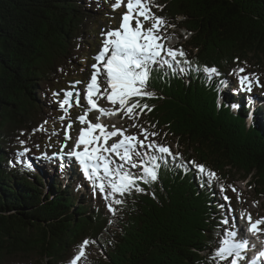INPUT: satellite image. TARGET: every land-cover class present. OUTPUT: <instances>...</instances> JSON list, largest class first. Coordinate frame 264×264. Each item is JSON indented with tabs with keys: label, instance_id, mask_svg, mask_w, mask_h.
<instances>
[{
	"label": "trees",
	"instance_id": "trees-1",
	"mask_svg": "<svg viewBox=\"0 0 264 264\" xmlns=\"http://www.w3.org/2000/svg\"><path fill=\"white\" fill-rule=\"evenodd\" d=\"M155 4L163 5L151 8L167 21L163 29L174 25L192 33L186 43L173 46L186 52L192 67L181 73L175 65H153L148 90L155 97L140 101L152 112L145 110L135 122L174 139L181 148L173 153L204 164L219 179L209 186L194 167H176L169 158L167 164L161 161L158 180L140 183L145 191L125 196L115 215L91 184L85 183L79 197L81 177L64 185L55 175L46 187L33 163L39 162V146L53 127V93L76 64L86 65L93 18L102 15L103 5L109 11L112 5L98 0H0V264H40L43 259L70 264L85 239L90 241L87 247L93 243L96 256L90 257L86 247L78 264H217L210 258L227 229L221 219L232 207L220 185L230 197L228 185L237 189L239 174L264 198V122L257 113L247 119L248 101L233 109L238 91L231 83L238 81L231 74L237 67L264 78V0ZM204 65L215 66L220 75L208 80ZM224 83L231 85L230 92L222 93ZM260 89L253 93L264 92ZM258 109L264 112V104ZM133 122L129 119L127 127ZM132 130L139 133L140 128ZM156 140L160 142L159 136ZM25 147L29 151L19 155Z\"/></svg>",
	"mask_w": 264,
	"mask_h": 264
},
{
	"label": "snow or ice",
	"instance_id": "snow-or-ice-1",
	"mask_svg": "<svg viewBox=\"0 0 264 264\" xmlns=\"http://www.w3.org/2000/svg\"><path fill=\"white\" fill-rule=\"evenodd\" d=\"M124 4V0H115L112 5L113 10ZM126 12L122 14L121 23L117 29H108L102 31V47L98 50L93 59L97 62L92 64V73L90 82L86 85V101L89 106L84 110V114L77 117L81 125L79 135L75 140L73 147L65 152L67 142L72 139L69 131L72 129V121L69 120L67 128L64 131L65 143L54 156L63 160L64 156L74 158L80 165L86 179L93 186L94 191L99 190L105 201H108L107 207L113 215L125 203L124 197L135 193H143L145 189L140 186L143 184H152L158 180V171L161 167V161L167 164L171 158L175 166L186 168L194 167L198 174L204 178L210 186L213 180H218L217 174L208 169L204 164L197 163L195 160L184 161L179 153H173L170 146L158 142L155 137L159 136L156 131H149L142 125L136 123L141 113L145 110L152 111V107L140 101L143 98L155 97V92L148 90V81L153 71V65H166L172 68L174 65H188V68L180 67V72L185 73L191 70L192 62L187 60L186 52L182 49L166 48L163 40L166 37L161 32L167 21L164 17L157 16L151 11L152 7L162 9L163 5H156L155 0H127ZM141 17L143 19H141ZM134 22V24H133ZM150 22V27H145ZM174 27L173 25H168ZM190 35V33H189ZM170 58V59H169ZM237 61L239 58H236ZM101 66L103 71L101 70ZM195 71L200 72L201 66H196ZM202 72L208 80L214 76L220 75L215 66H202ZM244 73L243 75H241ZM231 74L238 78L240 90L251 92L253 86L264 87L260 83V77L256 73H246V68L237 67L232 69ZM106 76V81L103 79ZM83 83L75 81L71 84L72 88ZM106 83V87L101 89V84ZM223 83V81H222ZM63 91L64 99L59 101L60 109L65 112L58 119L63 122L67 118L65 105L72 106L70 100L75 95L76 105L80 106V93L73 91ZM57 95V93H53ZM96 97V99H94ZM106 97L107 101L113 106L111 109L99 107L97 100ZM119 107H115L116 105ZM92 110L99 112L95 122L87 119L88 113ZM123 113L128 119L133 120L131 127H139V133L126 135L127 128L109 126L100 122L101 116H113ZM250 114V118H251ZM47 123V121H45ZM152 129L156 125L151 126ZM43 130V126L41 129ZM24 135L23 132L20 133ZM57 135V133H53ZM142 136L143 139L139 137ZM119 137L112 143H108L112 138ZM19 140V137L17 138ZM21 146L26 141L19 140ZM82 146V148H81ZM19 153L23 156L28 152ZM147 154V155H146ZM64 165L61 164V167ZM30 167V165H29ZM135 169L136 172L131 171ZM233 192L237 189L228 185ZM220 191L226 202L230 197L225 195V186L220 185ZM237 199H240V193L237 192ZM258 202H253L256 206ZM224 208V205L220 206ZM228 211H232L231 208ZM247 219V233L259 241L261 247L254 256L249 257L247 251L249 248H256L251 240L243 237L237 231V225L223 231L219 239L218 247L213 251L211 260L217 261V264H264V217L253 219L250 212L242 211L241 219ZM109 223H112L110 220ZM222 225H228L227 217H222ZM89 239H85L79 245L78 253L70 260V264H78L85 257V248L89 245Z\"/></svg>",
	"mask_w": 264,
	"mask_h": 264
},
{
	"label": "rangeland",
	"instance_id": "rangeland-1",
	"mask_svg": "<svg viewBox=\"0 0 264 264\" xmlns=\"http://www.w3.org/2000/svg\"><path fill=\"white\" fill-rule=\"evenodd\" d=\"M100 2V4H102L104 2V4L109 3L111 5H113L115 3V0H98ZM127 0H124V4H122L120 7L116 8V10H113V7H111L110 11L106 9V6L103 5V10L102 15H97V17L93 18V28H94V33L91 37L86 36V41L90 42L91 41V45H89V59L86 62L85 66H80L79 64H76L73 67V71L72 73H70L68 75V78L65 79V81L63 82H59V87L60 90L57 91V95H55L56 99L53 100V105L54 106V116L52 118L49 119V121L53 124V127L49 129V138L46 139L45 141V145H40V149L42 151V155L40 157L39 163L40 167L42 166L43 169L46 170L45 173H43V177L45 180V186H49L51 185L52 182V178L55 174L57 173H63V177L61 182L64 185H67L70 181H72L71 179L68 178V176H66L65 173V168H70L74 175L77 176V178L79 179L80 177L82 178V176L80 175V173L83 171L81 170V167L79 165V163L74 159V158H70L68 156H64L63 160H61L59 157H56L53 155V153H57L60 151L61 146L65 143L64 141V129L67 128V125L69 123V120L72 121L73 127L72 129L69 131L70 136L72 137L71 140H69L67 142V148H65V152H67L68 150H70L74 143L76 138L79 135V131L81 129V127H87V125H81L80 122L77 120V117L84 114V110L86 108H88L89 106L87 105V101H86V85L88 82H90V76L91 73L93 71L92 69V64L97 63L93 57L95 55H97L98 50L102 47V31H106L108 29H117L119 28V25L121 23V17L122 14L126 12V4ZM141 19H143L141 17ZM134 24V22H133ZM174 26V25H173ZM145 27H150V22L145 24ZM181 27V26H179ZM171 29L174 30L175 33L176 31L178 33H180V37H183V39H187L186 37L189 35L190 32H188L184 27H182L179 30H175L176 27H166L165 29ZM161 32H163V29H161ZM181 32L185 33L186 35H182ZM192 33H190L191 35ZM174 36H171L169 39L173 40V42H175L174 40H176V38H173ZM169 39H167L166 44H169ZM189 39V38H188ZM164 42V40L162 41ZM178 71H180V67H177ZM101 70L102 66H101ZM261 74V73H259ZM262 75V74H261ZM264 75V74H263ZM260 77V83L264 84V78ZM106 81V76L103 78ZM75 81H82L83 83L78 84L75 86V88L71 87V84L74 83ZM61 83V84H60ZM236 88L240 89V85H239V81L237 82H231ZM106 87V83H102L101 84V89L103 90V88ZM73 91L75 92H79L81 95V99H80V106L76 105V97L75 95L73 96V98L70 100V103L72 104L71 107H69L68 105H65V109L67 110V118L61 122L58 118L61 115H65V112L62 111L60 109V105H59V101H62L64 99V95H63V91ZM223 90V89H222ZM254 90H260V87L257 86H253L252 91ZM242 91V90H240ZM248 92V91H242L243 95L240 97V100H244V101H262V103H264V98L261 96V98H258L257 96H255L253 93ZM226 93V92H224ZM239 96V95H237ZM94 99H96V97H94ZM97 103L99 105V107L101 108H105V109H111L113 106L107 101L106 97H101L97 100ZM115 107H119V105L117 104ZM258 114V113H257ZM99 115V112L96 110H92L88 113V117L87 119L95 122V118ZM143 115V113L140 114L139 118H141V116ZM104 118H106L104 116ZM107 120L106 123L109 126L108 130H112L111 125H116V127H120V128H127L128 132L126 133V135H131L134 134L132 127H127V123L129 121V119L126 116H123V113H121L119 116L118 114L113 115V116H107ZM264 118V117H263ZM249 120V116L247 118ZM100 122H104L102 116L100 118ZM262 122H264V120H262ZM57 133V135H53V133ZM142 136H140V139ZM119 137H115L112 138V140H109V144L112 143L114 140L118 139ZM157 137H155L156 139ZM159 139L160 142L167 144L168 146H170L172 151H175L177 148H181L179 145H177V142L173 139L171 140L169 138L168 135H166L165 133H161L159 135ZM82 148V147H81ZM147 155V154H146ZM61 164H63L64 166L61 167ZM61 167V171H58L56 173H53V169H56L57 167ZM134 172H136V170H134ZM232 173V172H231ZM84 174V173H83ZM229 178H230V174L228 172L225 173ZM56 179V178H54ZM53 179V181H54ZM236 179H238L234 185L237 187V192L240 193V199H237V192H230V199H232V207H230L232 209L230 215H228V218L230 217L231 220H229V224L228 226L230 228H232L233 225H237V228H241L242 231H244V233L246 234V236H248L254 243L257 244V247H260V243L259 241H257V239L255 237H252L249 233H247V219L246 217L244 219H241V212L242 211H246V212H250L253 216V219H256L258 217H264V198L263 197H259L258 194L259 190H254L253 187L249 186V184L245 185L244 181H241V176L239 174H236ZM80 180V179H79ZM83 184V187L85 185V182L80 181ZM89 183L92 185V183L89 181ZM87 190V188H86ZM79 191V190H78ZM82 188H80L79 191V197L82 199ZM261 192V191H260ZM261 198V199H260ZM258 202L256 204V206H253V202ZM264 238V237H262ZM259 249V248H258ZM86 252L88 253V255L91 256H96V250L95 247L93 245V243L86 248ZM257 252V251H256ZM250 255H255L254 253H250ZM40 264H47V260L43 259L41 261ZM84 264V263H83Z\"/></svg>",
	"mask_w": 264,
	"mask_h": 264
},
{
	"label": "bare ground",
	"instance_id": "bare-ground-1",
	"mask_svg": "<svg viewBox=\"0 0 264 264\" xmlns=\"http://www.w3.org/2000/svg\"><path fill=\"white\" fill-rule=\"evenodd\" d=\"M178 35H180V33H178L177 31H176L175 34H171V36H174V37H173L174 39H175L176 37H178ZM189 37H190V35H188L186 38H189ZM169 41H170V42H173V40H171V39H169ZM185 43H186V42H185ZM246 55H247V54H246ZM246 57H247V56H246ZM255 57H256V56H255ZM249 63H250V62H249ZM250 64H251V63H250ZM151 112H152V111H151ZM153 112H154V111H153ZM158 112H160V111H158ZM260 113H261L262 116L264 117V112L261 111ZM148 114H149V113H148ZM150 114H151V113H150ZM146 117H147V116H146ZM148 117H149V116H148ZM102 118H103V120H104V123H106V120H107L108 118H107V117L104 118V116H102ZM143 118H144V117H143ZM145 119H146V118H145ZM149 119H150V118H149ZM263 119H264V118H263ZM146 122H147V119H146ZM107 123H108V122H107ZM149 124H151V123H149ZM28 161H29L28 163H30L31 159H29ZM33 164H35V166L37 167V169H39V171H41L42 174L46 172V170L43 169L42 166L40 167V164H41V163H39V162H38V163L35 162V163H33ZM33 164H32V165H33ZM229 164H230V163H229ZM233 165H234V164H233ZM238 166H239V165H238ZM233 168H234V167H233ZM239 168H240V167H239ZM64 170H65L66 176H68L69 179L72 180V179H74V178H77V176L74 175L73 171H72L70 168H67V169L65 168ZM58 171H61V167H60V166L57 167L56 169H53V173H56V172H58ZM55 175L60 176L61 179L64 178V177H63V173H61V172H60V173H57V174H55ZM55 175H54V176H55ZM82 177H83V179H84V182H85L86 184L89 185V184H90V183H89V180L85 178L84 174H82ZM77 179H78V178H77ZM248 184H249V183H248ZM79 185H82V190L85 191V189H84V187H83V184L79 182ZM249 185H250V184H249ZM257 190H258V189H257ZM257 192H258V191H257ZM260 199H261V198H260ZM228 215H230V213H228ZM228 219L231 220L230 217H229ZM249 249H250V248H249Z\"/></svg>",
	"mask_w": 264,
	"mask_h": 264
}]
</instances>
